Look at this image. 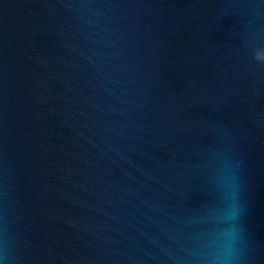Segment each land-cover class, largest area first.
<instances>
[{
	"label": "water",
	"instance_id": "1",
	"mask_svg": "<svg viewBox=\"0 0 264 264\" xmlns=\"http://www.w3.org/2000/svg\"><path fill=\"white\" fill-rule=\"evenodd\" d=\"M0 264H264V0H0Z\"/></svg>",
	"mask_w": 264,
	"mask_h": 264
}]
</instances>
